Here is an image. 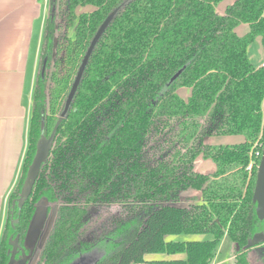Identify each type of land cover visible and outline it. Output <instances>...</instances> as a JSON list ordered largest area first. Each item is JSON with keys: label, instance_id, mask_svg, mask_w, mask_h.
I'll use <instances>...</instances> for the list:
<instances>
[{"label": "trees", "instance_id": "16d2710c", "mask_svg": "<svg viewBox=\"0 0 264 264\" xmlns=\"http://www.w3.org/2000/svg\"><path fill=\"white\" fill-rule=\"evenodd\" d=\"M123 1L49 0L0 264H9L15 245L17 262L32 255L37 240L26 239L41 206L45 219L54 215L34 264H72L106 242L108 251L93 264H210L224 237L238 247L235 264H250L254 247L262 248L264 263V242L249 246L264 232L253 201L264 146V67L255 68L247 54L257 38L264 46V0H234L223 15L216 6L224 0L123 6L95 46L48 159L19 206L38 140L51 134L90 41ZM81 7L91 11L78 15ZM240 25L248 28L243 36ZM180 88L191 90L187 100ZM236 135L244 143L204 142ZM198 158L212 159L215 171L196 172ZM188 191L200 197H183ZM108 211L117 216L105 222ZM170 235L212 239L166 240ZM180 253L183 259L144 258Z\"/></svg>", "mask_w": 264, "mask_h": 264}, {"label": "crops", "instance_id": "0c3cea01", "mask_svg": "<svg viewBox=\"0 0 264 264\" xmlns=\"http://www.w3.org/2000/svg\"><path fill=\"white\" fill-rule=\"evenodd\" d=\"M233 1L220 2L216 6L217 13L223 15L226 7ZM47 5L49 6V0H0V238L7 219L8 200L18 183L27 149L33 83L42 33L48 15ZM261 64L262 61H259L253 66L258 68ZM186 89L180 88L177 91L183 100H187L191 94V90ZM180 91L184 93L181 94ZM235 137L233 144L243 143V140L237 139L239 136ZM205 140V144H210ZM201 159L203 158L195 161V171L203 175H211L215 171V165L213 167L210 163L205 164L200 161ZM182 196L200 197V193L189 191ZM207 237L192 238V240L212 239L211 236ZM225 238L221 240V244L219 243L220 248L218 246L210 264L226 262L234 264L235 251L234 255L231 253L227 258L220 257L221 245ZM166 240L179 241L174 235L167 236ZM181 241H187V238ZM258 248L254 247V249ZM83 256L88 257V254ZM144 258L146 261H156L183 259L184 256L148 254ZM257 260L259 263V256Z\"/></svg>", "mask_w": 264, "mask_h": 264}, {"label": "water", "instance_id": "95a60500", "mask_svg": "<svg viewBox=\"0 0 264 264\" xmlns=\"http://www.w3.org/2000/svg\"><path fill=\"white\" fill-rule=\"evenodd\" d=\"M131 0H125L123 1L119 6L114 8L104 19L102 24L97 29L94 37L90 41L87 50L83 56V59L81 61V64L77 70V73L75 75V78L73 80V83L71 85V88L68 92V95L66 97V100L64 102L63 108L59 114L58 120L56 121L51 134L49 137H45L42 135L40 139L37 142L36 145V152L34 155V158L28 168L26 180L24 182V185L22 187L19 201V206L21 207L23 205L24 200H26L31 191L32 188L36 182V179L40 173L41 166L47 161L48 156L50 154V151L53 147L56 133L58 130V127L60 126L61 122L65 119L67 116L68 110L71 106V103L73 101V98L76 94V91L78 89V86L80 84L81 78L83 76V73L85 71V68L88 64V61L90 59V56L92 55V52L99 42L100 38L104 34L107 27L111 24L115 16L118 14V12L121 10L123 6H125L128 2ZM181 71L177 72L171 81L176 79ZM253 201L256 204L255 212L258 220L263 221L264 220V146L262 148L261 158L257 167L256 172V179H255V186L253 191ZM45 221V209L43 206L39 207L37 209V212L34 215V218L32 220V223L30 225V229L27 235V243L31 245L39 236L41 229L44 225ZM260 242H264V232L257 233L254 235L252 241L250 242L249 246L254 247L258 245ZM16 246L14 247V251L12 253L11 259L9 264H14L15 262V253H16ZM25 263V260L22 264ZM72 264H90L89 261L85 259V256L79 257L76 261H74Z\"/></svg>", "mask_w": 264, "mask_h": 264}, {"label": "rangeland", "instance_id": "374dc122", "mask_svg": "<svg viewBox=\"0 0 264 264\" xmlns=\"http://www.w3.org/2000/svg\"><path fill=\"white\" fill-rule=\"evenodd\" d=\"M47 7H48V5H47ZM90 11H91V7H81V8L77 9V14L79 15L81 13H87ZM236 31H237V34L239 36H243L244 34H246L248 32V28L245 25H240L239 27H237ZM71 36L73 37L72 31H71ZM247 54L249 55V58H251L250 61L253 65L258 64L259 61L260 62L262 61V64L264 63V46L262 44L261 39L258 38V39L254 40V42L248 47V53ZM262 64H261V66H262ZM186 90H190V89L187 88ZM180 93L183 94L184 91H180ZM237 136H239V137H237V139L240 141L243 140L242 142L244 143L245 139L243 138V136H241V135H237ZM235 140H236L235 136H214V137L206 138L205 141H208V142H210V144H213V145H233V142ZM200 161L205 162V164L210 163L214 167V162L212 159H201ZM205 174H208V172H205ZM179 205H181V203H179ZM111 212L112 213L117 212L116 206H113L111 208ZM53 215H54V211H51L50 215L47 217V219H45L44 225L41 229V232H40L38 238L36 239L37 241H35L34 252L29 257L26 264H34L35 263L39 249H40V247H41V245H42V243L46 237L48 230L51 227ZM105 216L106 217L104 218V221L106 222L107 220H109L113 217H116L117 215L116 214L111 215V213H109V211H108ZM174 236H176V238H178V240L181 241V240H185V238H187V240H192V238L200 239V238H205L209 235H174ZM219 248H220V246H219ZM233 248H234V250H233ZM237 248L238 247L228 237H226L223 245H221L220 257L224 259V258H227L231 253H232V255H234V251L236 252ZM108 249H109V244L107 242L102 243L101 246L96 247L90 253H88V257L85 256V259L87 261H89L90 264H93L100 257H102V255H104V253H106L108 251ZM217 249H218V247H217ZM261 250H262V248L259 247L258 249L253 248L252 250L249 251L250 263H252V264H264L260 261V259H259V263L257 260L258 256L260 257ZM176 255L177 256H184V254H182V253L176 254ZM225 264H233V262H226Z\"/></svg>", "mask_w": 264, "mask_h": 264}, {"label": "flooded vegetation", "instance_id": "af4514ba", "mask_svg": "<svg viewBox=\"0 0 264 264\" xmlns=\"http://www.w3.org/2000/svg\"><path fill=\"white\" fill-rule=\"evenodd\" d=\"M16 250H17V246H16ZM24 260H25V263H24V264H26V263H27V260H28V257L25 256V255H23V259H22V261L17 262V261L15 260L14 264H22Z\"/></svg>", "mask_w": 264, "mask_h": 264}, {"label": "built area", "instance_id": "2783aa9c", "mask_svg": "<svg viewBox=\"0 0 264 264\" xmlns=\"http://www.w3.org/2000/svg\"><path fill=\"white\" fill-rule=\"evenodd\" d=\"M261 67H264V63L262 64ZM259 154H260V153L257 151V152H256V156H258ZM252 162H253V160H252V161L250 162V164L248 165V168H247L248 171H250L251 168H252V164H253Z\"/></svg>", "mask_w": 264, "mask_h": 264}]
</instances>
